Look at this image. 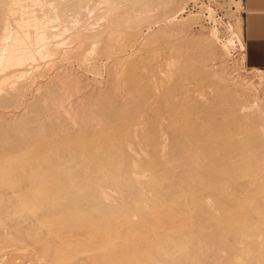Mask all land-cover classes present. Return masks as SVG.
Wrapping results in <instances>:
<instances>
[{
	"label": "rangeland",
	"instance_id": "obj_1",
	"mask_svg": "<svg viewBox=\"0 0 264 264\" xmlns=\"http://www.w3.org/2000/svg\"><path fill=\"white\" fill-rule=\"evenodd\" d=\"M22 1L20 0V3L18 4L21 5L22 3H24L25 6H27L26 7L27 9L24 8L26 10L18 11L17 14H15V16L24 17L26 15L24 18L26 17L32 18V20L29 21L30 23L33 21V17L34 18L38 17L39 20L40 18H42L41 21L37 19L38 21L32 22V23L34 24L39 23L38 25H40V22H41L42 23L41 25H44L42 27H40L41 25L37 27V25L35 24L36 29H34L33 26L35 25L30 24V23L26 24L25 27L27 29L31 28L28 30H32L30 31L31 36H28L30 38H28L27 36L26 38L28 40L30 39V41L32 40L31 42H33V38L36 39L35 37H37L35 36L36 34L34 33L38 32L39 29L41 31L43 27L45 28L46 26H49L52 23V22L49 23L50 22L49 20L51 19L50 17L52 14V11H51L53 9L52 7L55 5L56 2H54V0H41L38 2L39 4L36 3V1H35L36 4H34V2L31 0H22ZM146 1L148 3L153 4V6H155L156 9L150 11L152 16L150 15L147 18H144V19L142 18L137 21L136 16H135L137 13V9L140 7L142 2H146ZM193 1H196V0H179V2H177V4H175L174 7H170L172 6V4L175 3V0H140V1L139 0H116V5L115 4L114 5L116 6L117 10H115V7H114V11H112L113 10L112 9L111 11H109L112 13H109L107 11V7L109 6H106V4H103L105 2L104 0H61L60 8L64 11V18H63L61 26L62 27L66 26V29L65 31L63 30L64 32L62 31L60 35H57L56 37H54V40L51 39L50 41L51 44L53 43L56 44V42L58 41L62 42V43H59L60 52L56 54L47 55V57L46 56L42 57L39 55L41 59L46 58L43 60L38 59L39 56L36 55L34 58L36 59V62L35 60L32 61L30 59L31 61L30 63L29 60H26L27 61V62L25 61L26 63L23 62L20 64L21 67L20 66L19 67L21 69L18 68V65L11 69V73L16 74V75L13 74L15 77L19 74V77L17 76L18 80L14 78L13 76L14 79H12L11 77L10 78L11 81L16 80V82L18 81L17 83L19 84H20L19 81L22 82L26 80V82H28V83L22 82L19 85L14 81V83L20 86L21 90L24 88L23 85L25 86V88L28 87V89L24 88L25 91L22 90L24 91V93L27 91L25 93V96H26L25 98H24V95L23 96L21 95V94H24L22 91L19 92V95H21L22 97L19 95L11 96L9 94H8L9 97L8 96H7L8 98L6 97L5 93L7 94V91H8L7 88H10L11 85H14V83L9 80V76L7 77L8 81L5 79L6 82H4L5 80L3 81L5 84L2 82L0 86L1 90L3 88V90L5 91L6 89L5 92L3 90L2 91L0 90L1 92H3V93H0L1 97L5 96L2 100L0 99V112H2V115L0 113V132L2 131L0 133V161L8 156H16L14 161L6 162L5 164L10 165V166L25 165L23 169L20 167L13 168L10 171L9 176L11 177L12 175V177H15V176L18 177L17 174L19 172L20 173L25 172L26 173V175H24L25 179H23L24 177L23 178L20 177L18 179L19 182L17 181V184L18 183L20 184V181L22 180L23 182L26 183L28 182L29 179H33V178H35L36 180L43 179L45 183L44 185H46L48 188L53 189L54 184H55L54 181L58 180V177L52 178V176L49 175L50 171L53 172L54 170H57L56 173H59V174L60 172H63V171H66L68 173L67 167L59 166V167L53 168L50 165L51 163L48 161V158L54 154V148H55L54 146L63 147L65 144H67V139L72 138V139H76V141L77 140L84 141L85 143L83 146L85 147L84 150H88L89 148H91L94 143L95 144L99 143L102 145L103 148H108L109 147L108 142L106 141L107 143L106 144L104 143L103 140H101L102 135L105 132H108L110 128L114 130V128L116 127L119 129V131L122 129L121 137L125 138V141H126L125 142L126 147L125 145H123V148H125L123 149V152L125 151L124 152L125 156L123 159H127V160L122 159L121 164L123 166L125 165L128 169L134 168L138 171L139 170L141 171L143 168L144 170L142 171H144V173H141V174L149 173L150 175V172L156 175L159 174L161 167H163L161 165L167 162L169 158L171 157V154L169 155V153L172 152L173 148L181 146V145L191 150V152L194 150L193 151L194 154H199L202 150L204 151V148H205V150L208 151L206 152V159L208 161L209 159H211L209 158L210 156L212 155L217 156L214 150L217 148L213 149L209 147L208 149L207 145L205 144V140L208 138L206 134V130H207L209 123L213 121L215 130L217 128H221L222 130L223 123H221L222 125H219L218 123L223 120L222 118L223 116L230 117V116H233L234 114L233 119L231 117L226 120L228 123L227 126L230 124L229 122L231 120H233L231 121V123L234 125V123L237 121V117H238V120H241L244 118V120L248 121L249 119L253 118L257 114L256 112L260 110L259 107L264 108V106H262L264 105V83H262L258 78L259 75L264 72H260L258 68L250 67L247 64L246 52L244 54L239 53L236 56L231 55L229 53L228 47L220 39V32L218 33L217 30H213L210 28H204V27L195 28L193 24L196 22L197 19H199L200 15L191 14L190 11H188V8L190 7ZM199 1L213 2L215 5L219 6L222 9V11L225 13L226 16L228 17L234 16L235 17V25H234L235 30L239 33L240 37H242L241 14H238L235 16V11L231 7V5L234 4L236 11L243 10L241 0H199ZM100 2H101V5L99 4ZM48 4H49V7H48ZM19 12L22 13V15L24 13V15L22 16ZM42 13L45 14V17ZM30 14H32L33 16H31ZM114 14H116V16ZM111 15L114 18L112 17L111 19L110 18ZM42 21L48 22V23H43ZM12 28H15V26L12 25ZM35 30L37 31L35 32ZM76 32L79 35L78 34L75 35ZM80 34H82L81 37H80ZM24 37L25 36H22V37L20 36L21 38L20 43L22 45H23L22 43L23 40L26 43L28 42L26 38L22 40V38ZM75 37L77 38L75 39ZM205 38H208L210 40L206 41ZM122 40H123V43H121ZM35 41L37 42V40H34V42ZM124 41L126 43H124ZM34 42L32 46H34L35 48L37 44ZM79 45H82V46H79ZM102 47L104 48V50L102 49ZM105 48H106L107 53L104 52ZM100 49H102L103 51H101ZM67 54L68 56H64ZM82 54L83 55L86 54L85 56L87 58L85 56H84L85 59L83 57L82 58L79 57ZM82 60L84 61L82 62ZM33 62L35 63V65H30L29 67V64H34ZM173 65L175 68L173 67ZM34 67L35 68L39 67V69L38 70L36 69V71L34 72L33 71L35 70ZM171 67L173 68L171 69ZM24 68H25L24 71H27L30 73V74L28 73L29 75H27L26 77L25 75L27 74V72L23 75H20L21 74L20 71H23ZM41 69H42V72H41ZM30 70H32L33 72H31ZM2 72L3 70H1L0 76H2L5 73V72L3 73ZM12 74H10V76H12ZM35 75L36 76L38 75L36 79L34 78ZM28 76L31 77V79H28L29 78ZM224 76L227 77V80L225 79V81H223ZM20 77H23L24 79ZM32 78H34L33 80L34 82L32 81ZM30 80L33 82V84L30 83L32 85H29ZM37 86L38 88H41V89L37 88L39 92L35 88ZM52 87L53 88L55 87V89H53ZM52 91L55 92L53 95L51 94ZM71 92H72L73 97L70 94ZM51 95H52V98H51ZM44 96L45 98H43ZM65 97L67 98L69 97V98L67 99ZM61 99L66 103H64ZM252 99H253V102H252ZM12 100L13 101L17 100V103L14 101L16 104V106L14 104V107H12L11 106L12 104H10V103H13ZM26 100H30V101H26ZM60 100L63 103L60 102ZM244 100L245 102H248V103H245ZM18 101L20 102L18 103ZM42 101L45 102L46 106L44 102ZM240 101H242L246 105L242 107L241 106L242 102ZM46 102H48L49 105ZM50 102H52L51 105H50ZM73 102L76 105H74ZM71 105L73 107H71ZM236 105L240 109L235 108V112H233L234 106ZM23 106H26V107H23ZM85 106H86V110H85ZM220 106L221 108L219 109ZM224 106L226 109L222 108ZM226 106H228L229 110ZM18 107H19V110H15ZM72 109L74 113L72 112ZM77 110L79 114L77 113V115H75ZM82 110H84L85 112ZM93 110L96 112L93 113L94 112ZM214 110H217L216 113L214 112ZM226 110L227 112H229L228 113L229 115H227ZM55 111H57V114ZM58 114L59 115L61 114V115L59 116ZM71 114H74L73 117ZM235 114L237 116H235ZM92 115L96 116L99 120L101 119L100 121L102 123L101 125L102 127L99 126L100 122L98 119H97L98 122L94 119V117L92 118L93 120L91 119ZM106 115L108 116V118ZM111 115L113 116L111 117ZM120 115H122L123 118H121ZM162 115L163 117H161ZM218 115H222V117L221 116L219 117ZM69 116H71L72 118L71 117L69 118ZM77 116L79 117L77 118ZM81 116L83 117L81 118ZM126 116L127 118L129 116H131V118L134 117L133 118L134 122L128 121L130 117L127 119ZM113 117L115 119L118 117L119 119L117 118L118 119L117 121L115 119L112 120ZM135 117H136V120H135ZM158 117L159 118L161 117V118L159 119ZM124 118H126V123L128 121V124H125V121H123ZM176 118L179 119L180 121L179 120L177 121ZM57 119H58V122H57ZM120 119L123 122H120ZM69 120L70 121L76 120V123H74L75 124L74 127L73 126L70 127V125H72V122L70 124ZM135 121H138L136 123L138 126H140V124L142 126L143 124L142 126L144 127L143 129L142 127L141 128L139 127L141 131L138 127L136 129ZM146 122H148L147 125H146ZM151 122L152 124L155 123L154 124L155 127L154 126L152 127ZM67 123H69L70 125ZM94 123L98 125L95 126ZM144 123L146 126H144ZM117 124L119 125L117 126ZM232 124L228 126L231 129L233 127ZM63 125L66 127H63ZM176 125H177V130H175ZM91 126L93 127L91 128ZM94 126L95 127L98 126V127L94 128ZM180 127L183 128L184 132L182 131V129H180ZM131 128L132 129L134 128L133 131ZM71 129H73V131ZM157 129H158V132H157ZM68 131L70 133L71 132H74V133H71V136H70ZM123 131L126 133H124ZM130 131L132 133L129 135ZM62 132H65L68 135L67 134L64 135V133L62 134ZM173 132L175 133L173 134ZM135 133L137 136L132 135ZM179 133H180V136H179ZM184 134L186 135L183 136ZM202 134H203V137H202ZM167 135L171 141L170 143L169 141L164 140L167 138L166 137ZM159 136H160V140H159ZM186 136H188L187 139H185ZM205 137L206 139L204 140ZM174 138H176V140ZM181 138H184L187 141L185 142L184 139L182 140ZM193 138L194 139L196 138L195 140H197L196 141L197 145L194 147H198L199 145L201 149L203 148L202 150L200 148L193 149V145L196 144ZM141 139H144V141L142 140L143 144L141 142ZM162 139L166 141L165 142L166 148H164L163 146L164 144L160 145V143L163 142L161 141ZM127 141L129 143L131 142L133 145V147H131L132 148L131 154H130V150L127 149V148H130L128 147V145H130L131 143L129 144ZM167 142L169 144H167ZM87 144H89L90 147ZM134 144H137L136 145L137 147ZM74 145H73V148L71 147L68 152H70L71 154H75V153L79 154L82 151V148H80V146H77V144H74ZM142 145H143V148L141 147ZM218 146L222 148L221 145H218ZM158 147L161 148L160 151H158L159 150ZM28 149L31 152H35V155L37 156H34L33 159L29 161L19 160L18 156H21L22 154H24ZM133 149H135V152L137 149L139 150V151L137 150V152L139 153V154L136 153L137 156L136 154L133 153ZM211 149L212 151H210ZM167 150L169 153L167 152ZM220 151L218 152L220 153ZM140 152L142 155H140ZM147 152L149 155L147 154ZM144 153L148 157H144L146 156ZM213 156H212V159H213ZM139 157H141V159ZM90 158L91 156H89V159ZM135 159L138 164V168L137 166L135 168V166L132 164V160H135ZM212 159L208 162L209 164H211ZM90 161H93V160H90ZM86 162L87 160L80 161L79 157L71 158L69 160L64 161L65 164H69L70 166H83L84 168L83 167H79V168L81 170L83 169L87 170V172H89V170L90 172H93V168H95V165L93 163H91L92 165L87 164ZM102 162L104 164L107 163L106 160ZM150 162L152 166L151 164H149ZM30 163L34 164L33 165L34 169H38L39 171H41L40 174H38L37 176L33 178L28 177ZM153 164L155 166H153ZM42 165L46 167L47 169L42 167ZM86 165L88 166L86 167ZM232 165L234 166V164ZM232 165L230 164V166ZM157 166L160 169H158ZM191 170L192 171H190V173L193 176L195 173H197V175L199 173L201 174L200 176H202V170H199V169L197 171L193 169ZM213 171H214L213 174L219 175V173L216 170L213 169ZM43 176L44 178H42ZM200 176L198 175L197 177H200ZM194 177H196V175ZM139 178L142 179V178H150V177H145L141 175V177H138V179ZM145 180L148 181V179H145ZM222 180H223V186H224L223 189H225L224 191L226 190L228 191L230 189L232 190V188L228 185L227 179H222ZM48 182L51 183V185H49ZM209 183L210 181L206 184L205 187H203L204 189L202 188L204 190L202 196L204 195L203 196L204 198L213 200L216 197V193L212 191L214 189V186ZM224 183H226V185ZM25 185L23 184L22 187L24 186L25 188L27 186ZM196 185L193 187L198 188L199 187L198 184ZM7 189L8 191L10 190L9 191L10 194L6 193ZM11 192L12 194L13 193L14 194L12 195ZM205 192L208 194H206ZM17 193H18L17 187H15L14 185L8 182L0 181V197H1L0 198V210H2V212L0 211V222H1L0 227H2L0 228V232L1 233L3 232V234L6 228L7 229L10 228L11 232L12 230L14 231L15 229V225H14L15 221L13 220H15L16 218H13L14 216L12 217L13 213H11L10 211L8 212V209L10 208L9 203H14L15 202L14 200H16L17 202L20 200V198L22 200L23 196L21 195L19 196ZM37 194L42 195V196H47L50 198L54 196V192L47 188H45V190H42L41 192H38ZM16 197H18L19 200ZM226 198L224 200V204L226 208H228V211L230 210L231 212L235 211L237 213L236 217L239 220H242L244 218H247L250 221L253 220L252 222L256 223V226H257L256 228H258V225H259V228L257 229L258 233L256 229L254 228L255 233H257V235L259 236L264 235V216H259L256 214L249 215L246 211V208H244L242 204L243 201L241 202V200H239L240 198L238 199L234 195L230 194L228 197L226 196ZM21 200L19 202H21ZM233 200L234 201L236 200V202L234 203L236 205L231 203V201L234 202ZM3 201H4L3 203L4 205L1 203ZM5 202L8 204V206L5 205ZM3 207L5 210H3ZM3 215L7 216L8 218L4 217ZM22 215L24 216V214ZM9 216H10V219H9ZM23 216H21L20 218H22ZM37 216L40 217L39 214ZM25 217H28V216H25ZM6 222H11L14 227L10 226L8 228L9 223L6 224ZM11 223L10 225H12ZM237 225H238V230L242 231L243 228L239 226L240 224L237 223ZM3 228L5 229L3 230ZM9 230H7L8 233H9ZM10 235H7V236L9 237ZM229 235H227V239L229 240V242H231L232 240H234L233 238L235 236L233 234H229ZM258 240H259V243H257L254 246L256 248L255 253L258 256L260 255V259L262 260L261 264H264V258H262L264 257V254H261V252H264V236H261L260 239ZM16 242L17 241H15V243ZM23 243H27V242L24 241ZM31 245L29 244L28 246H31ZM34 245H36V243ZM0 252H1L0 255H2L0 256V261H1V257H2V260L4 259L3 261L0 262V264L1 263L2 264H10V263L23 264L27 259H29V257L32 256L25 249L23 250V249H19L16 247H7V248L5 247L3 249H0ZM2 252H5L4 254H6L5 255L6 257L4 256ZM222 254H226V251L223 250ZM81 257H83L81 258V260L83 259V261H81L80 258L79 259L75 258L72 260H66L65 261L66 263L64 262V264H67L69 262L71 264L73 263L82 264V263H85L84 258L87 264H93L90 258L88 260V258L85 256H81ZM208 259H211V258L209 257ZM243 263L248 264L246 262H243ZM33 264H37V261L34 262Z\"/></svg>",
	"mask_w": 264,
	"mask_h": 264
},
{
	"label": "bare ground",
	"instance_id": "obj_2",
	"mask_svg": "<svg viewBox=\"0 0 264 264\" xmlns=\"http://www.w3.org/2000/svg\"><path fill=\"white\" fill-rule=\"evenodd\" d=\"M31 1H33L34 4H36L41 0H31ZM35 1H36V3H35ZM104 1L105 2L103 4H106V6H109V7H107L108 12L111 11L112 9H113L112 11H114V7H115V10H117V8L115 6L116 0H104ZM22 2H24V1H22ZM54 2H56V3L53 7L51 6L53 9L51 10L52 11V14L50 17L51 19L49 20L50 21L49 23H51V22L52 23L49 26H46L45 28L43 27L41 31L39 29L40 32L39 31L36 32L37 30H35L36 33H34V34H36L35 36H37V37H35L36 39L33 38V42H34V40H37V42L36 41L34 42L37 45L35 44L36 46L34 48V46H32L33 45V42H31L32 40L30 41V39L28 40L26 38V36L27 37L31 36L30 31H32V30H28L31 28L27 29L25 27L26 24L30 23L29 21L32 20V18H29V17L24 18L26 15L24 17L15 16V14H17L18 11L26 10L27 6H25L24 3L19 5L18 3H20V0H0V73H1V70H3V72H5L2 76H0L1 77L0 78L1 79L0 80V86H1V83L5 79L6 80L8 79L7 78L8 76H9V80L11 77H12V79H14V78L17 79V76L19 77L18 73H17L18 75L16 77L14 76V75H16L15 73H13L14 75L11 73V69L13 67L18 65V68H20L21 67L20 64L23 62L26 63L27 62L26 60H29V62L31 63L30 59L32 61L35 60V62H36V59H34L36 55H38V56L40 55L42 57H44V56L47 57V55L56 54V53L60 52V49H59L60 44L59 43H62V42L58 41V42H56V44H54V43L51 44L50 41H51V39L54 40V37H56L57 35H60L63 30L65 31L66 26H64L65 28L61 26L63 18H64V11L60 8L61 0H54ZM177 2H179V0H177V1L175 0V3L172 4V6H170V7H174L175 4H177ZM99 4L101 5V2ZM48 7H49V4H48ZM170 7H169V9H170ZM24 8H26V9H24ZM155 9H156V7L153 6V4L148 3L147 1L142 2L140 7L137 9V13L135 15L137 21L139 19H142V18L144 19V18L149 17L151 15L150 11L155 10ZM107 13H105V14H107ZM109 13H112V12H109ZM20 14L22 15V13H20ZM32 14H30V15L33 16ZM23 15H24V13H23ZM43 15L45 17V14H43ZM114 15L116 16V14H114ZM112 17L113 16L111 15L110 18L112 19ZM37 19H38V17L37 18L33 17L32 22H36L39 20V19L38 20ZM41 19L42 18H40L39 21H41ZM48 19H49V17H48ZM32 22L30 24H33V25L36 24V23L34 24ZM42 22L48 23V22H44V21H42ZM38 24H36L37 27L40 26L42 23L40 22V25H38ZM12 25H14L15 28H12ZM36 25L33 26L34 29H36L35 28ZM42 26H44V25H41L40 27H42ZM77 32L75 35H77L79 33V32L78 33ZM32 34H33V32H32ZM81 35L82 34H80V37H81ZM20 36L21 37L25 36L24 38H22V40L26 38V40L28 42L26 43L23 40V42H22L23 45H22L20 43L21 42ZM60 37H58V38H60ZM28 38H30V37H28ZM68 38H69V36H68ZM76 38L77 37H75V39ZM205 40L209 41L210 39L205 38ZM119 41H118V43H119ZM73 42H74V40H73ZM121 43H123V40ZM124 43H126V42L124 41ZM203 43H204V41H203ZM117 45H119V44H117ZM79 46H82V45H79ZM79 46H78V48H79ZM91 47H93V46H91ZM102 49L104 50L103 47H102ZM102 49H100V50L103 51ZM75 50H76V48H75ZM79 52H78V54H79ZM104 52H106V48H105ZM103 54H105V53H103ZM85 55L82 54L79 57L84 58ZM40 56L38 57V59H40V60L46 59V58L41 59ZM64 56H68V54L64 55ZM62 58H64V57H62ZM76 58H74V59H76ZM173 58H174V56H173ZM223 60H225V59H223ZM83 61L84 60H82V62ZM30 65H35V63L29 64V67H30ZM174 65H173V67H174ZM173 67H171V69ZM34 68H32V69H34ZM36 69L38 70L39 67H36L35 70H33V71L35 72ZM24 70H25V68L23 69V71H20L21 72L20 75H23L27 72ZM30 71L33 72L32 70H30ZM58 71H60V70H58ZM64 71H65V69H64ZM259 71L264 72V70H262V69H259ZM41 72H42V69H41ZM28 73L29 72H27L25 77L30 74V73L29 74ZM10 74H12V76H10ZM38 75L37 76L35 75L34 78L36 79V77H38ZM13 76H14V78H13ZM23 77H20V78H23ZM54 77H55V75H54ZM20 78H19V80H20ZM34 78H32V81L34 80ZM258 78L262 83H264V73H261ZM28 79H31V77H29ZM61 79H62V77H61ZM225 79L227 80V77L224 76L223 81H225ZM6 80L4 82H6ZM14 81L16 82V80H14ZM14 81H11V82L14 83ZM32 81L30 80L29 85L33 84L34 81L33 82ZM19 82L21 84L22 82H26V80L22 81V82L19 81ZM16 83H14V85H11V83H10L11 87L9 86L10 88H7V90H8L7 94L5 93L6 97L8 96V94L11 96H17V95H19L20 91H22V90L25 91V89H28V87L25 88V86L23 85V87L25 89L22 87L23 89L21 90L20 86H19L20 84L17 83V84H19V85H17ZM26 83H28V82H26ZM30 83H32V84H30ZM50 83H52V82H50ZM65 85H67V84H65ZM55 87L54 88L52 87V88L55 89ZM58 87H57V89H58ZM35 88L37 89L38 86ZM38 89H41V88H38ZM38 89H37V91H38ZM2 90H3V88H2ZM1 91H0V93H3ZM5 91H6V89H5ZM24 91H22V92L24 93ZM40 92H42V91H40ZM52 92H51V94L53 95L56 91L53 93ZM25 93L21 94L22 96L24 95V98L26 97ZM70 94L72 96V92ZM21 95H19V96H21ZM52 95H51V98H52ZM4 97L5 96L1 97V95H0L1 100ZM43 98H45V96ZM65 98H67V97H65ZM17 100H14V101L17 103ZM61 100H60V102L63 101V100L62 101ZM64 100H66V99H64ZM245 100H244V102H245ZM14 101H13V103H10V104H12L11 105L12 107H14V104H15ZM26 101H30V100H26ZM19 102L20 101H18V103ZM42 102H44V101H42ZM240 102H242V101H240ZM252 102H253V99H252ZM25 103H27V102H25ZM46 103H48V102H46ZM51 103L52 102H50V105H51ZM64 103H66V102H64ZM75 103H74V105H76ZM245 103H248V102H245ZM245 103L242 102L241 106L242 107L245 106L246 105ZM22 104H23V102H22ZM44 104H45V102H44ZM238 104H240V103H238ZM48 105H49V103H48ZM15 106H16V104H15ZM20 106H22V105H20ZM45 106H46V104H45ZM262 106H264V105H262ZM23 107H26V106H23ZM71 107H73V106L71 105ZM226 107L228 108V106H226ZM66 108H67V106H66ZM220 108H221V106L219 107V109ZM222 108H225V106ZM235 108H239V107L237 105L234 106L233 112H235ZM73 109H72V112H73ZM239 109H238V111H239ZM259 109L260 110L258 112H256L257 114L254 117L252 116L253 118L250 117L251 119H249L248 121L244 120V118L241 120H238V117H237V121L235 123L233 122L234 123V125H233L231 123V121H233V120L230 119L231 121L230 122L228 121V122L230 123L229 125H231V124L233 125L232 129L228 127L229 125L227 126L228 123L226 120L228 118H231V117L233 119L234 114H233V116H230V117H227V116L222 117V115H218L219 117L221 116L223 118V120H222L223 122L220 121L218 123L219 125H222L221 123H223L222 130H221V128H217L215 130L214 125H213V121H211L209 123V125L207 124L208 127L206 130V134H207L208 138L207 139H206V137L204 138V140L206 139L205 144L207 145L208 149H209V147H211L213 149L217 148V149H214L215 154H217V156L212 155L213 159H212V156L209 157L212 159L211 164L208 163L211 159H209V161L206 159V152H208V151L205 150V148L203 151L202 150L203 148L201 149L199 147V145H198V147H194L197 145V143H196L197 140H195L196 138L195 139L193 138L195 140V143H196L195 145H193V149L194 148H200L202 151L199 154H194L193 149H192L193 150L192 151L193 153H192L191 150H189L188 148H185V146H182L181 144H180L181 146L173 148L172 152L170 150L171 153H169L167 150L169 155L171 154V157L169 158L168 161L166 160L167 162H165V163H163V165H161L163 167H161V170H160L159 174H157V175L152 174L150 171H148V172H150V175H149V173L148 174H141V173H144V171H142V170H144L142 167H141L142 170L138 171L134 168L128 169L125 165L123 166L121 164L122 159L125 156V153H124L125 151L123 152V149H125V148H123V145H125L126 141H125V138L121 137L122 129L119 131V129L117 127L114 128V130L112 128H110V130L108 129L109 131L105 132L102 135L101 140H103L104 143H106V141L108 142V146H109L108 148H103L102 145L99 143H96V144L92 143L93 146L91 148H89L88 150H84V148H85V147H83L85 144L84 141H81V140L76 141V139H72V138L67 139V144H65L63 147L54 146L55 147L54 148V154L48 158V161L51 163L50 165L53 168L59 167V166L67 167L68 173L66 171H63V172H60V174H59V173H56L57 170H54L53 172L50 171L49 175L52 176V178L58 177V180L54 181L55 184H54L53 189L48 188L46 185H44L45 183H44L43 179L36 180L35 178H33V177L37 176L38 174H40L41 171H39L38 169H34L33 168L34 164H31V163L29 164V171H28L29 175H28V177H31L33 179H29L30 181L28 180V182H26V183L23 182V180H22V181H20V184L19 183L17 184L18 179L20 177L23 178L24 175H26V173L25 172H21V173L19 172L17 174L18 177H16V176L12 177V175L10 177L9 173L13 168L20 167L23 169L25 167V165L10 166V165L5 164L6 162L14 161L16 156H8V157L2 159L0 161V179H1L0 181L8 182V183L14 185L15 187H17V191H18L17 194L19 196L20 195L23 196V198H22V200L20 198L21 202H19L20 201L19 198L16 197L19 200V201H17L19 203H17L16 200H14L15 201L14 203L8 202L9 206H10V208L8 209V212L10 211L11 213H13L12 217L14 216L13 218H16L15 220H13V221H15V223L12 221L15 225V229L13 228L14 231L12 230V232H11V229L9 227L10 226L12 227L13 224L11 222H6V224L9 223L8 228L10 230L6 228V230H5L6 233H5V231H4V234H3V232L2 233L0 232V249H3L5 247L6 248L7 247H16V248L23 249V250L25 249L32 256L29 257V259H27L23 264H33L36 261H37V264L38 263L39 264H64V262L66 260H72V259L77 258L78 256H80V257H78L77 259L80 258V260H81V258H83L81 256L87 257L88 260L90 258L92 260V261L91 260L90 261L93 264H245L243 262H246L248 264H261L262 260L260 259V255L258 256L255 253L256 248L254 247L257 243H259L258 239H260L261 236H264V235H261V236L257 235V233H258L257 229L259 228V225H258V228H256L257 227L256 223L252 222L253 220L252 221L248 220L247 218L239 220L236 217L237 213L235 211L231 212V210L228 211V208H226V206L224 204V200H225L226 196L228 197L231 194V195L236 196L238 199L240 198L239 200H241V202L243 201L242 204H243L244 208H246V211L249 215L256 214L259 216H264V215H262V214H264V108L259 107ZM15 110H19V107ZM85 110H86V106H85ZM217 110H214V112L216 113ZM228 110H229V108H228ZM82 111H84V110H82ZM82 111H80V112H82ZM219 111H218V113H219ZM230 111H232V110H230ZM55 112L57 114V111H55ZM95 112L96 111H94L93 113H95ZM226 112H227V110H226ZM0 113L2 115V112H0ZM60 113H61V111H60ZM77 113H78V110L75 113V115H77ZM93 113H91V114H93ZM228 113L229 112H227V115H229ZM249 113H251V112H249ZM66 114H68V113H66ZM238 114H239V112H238ZM71 115L73 117L74 114H71ZM83 116H81V118ZM112 116L113 115H111V117ZM120 116H121V118H123L122 115H120ZM235 116H237V115L235 114ZM70 117L71 116H69V118ZM78 117L79 116H77V118ZM93 117L97 121L98 118L96 116L92 115L91 119ZM129 117H128L129 118L128 121L134 122V120H133L134 117L133 116H132L133 118H131V116H129ZM161 117H163V115ZM60 118H59V120H60ZM107 118H108V116H107ZM117 118L115 119L113 117L112 120L115 119L117 121L119 119V118L118 119ZM126 118H127V116H126ZM126 118H124L125 120L123 119V121H125V124H128V121L126 123ZM73 119H75V118H73ZM100 120H99V122H100L99 126L102 127L101 126L102 123ZM135 120H136V117H135ZM178 120L179 119H177V121ZM218 120H219V118H218ZM73 121H75V122H73ZM123 121L120 119V122H123ZM204 121H206V120H204ZM57 122H58V119H57ZM69 122H70V124L72 122V125H70L69 123H67V124H69L70 127L71 126L74 127L75 126L74 123H76V120H72V121L69 120ZM133 122H131V123H133ZM137 122L138 121H135L136 129H137V127L141 128L143 126V124H142V126H141V124H140V126H138L136 124ZM152 122H153V120H152ZM152 122H151V124H152ZM181 122H183V121H181ZM147 123L148 122H146V125H147ZM164 123H165V121H164ZM154 124L155 123L152 124V127L154 126ZM178 124H180V123H178ZM182 124H184V123H182ZM96 125H98V124H95V126ZM113 125H114V123H113ZM118 125L119 124H117V126ZM123 125H124V123H123ZM146 125L144 123V126H146ZM177 125H176L175 130H177ZM95 126H94V128L98 127V126L97 127H95ZM130 126H131V124H130ZM182 126H184V125H182ZM63 127H66V126L63 125ZM92 127L93 126H91V128ZM132 127H133V125H132ZM149 127H151V126H149ZM162 127H164V126H162ZM143 128L144 127H142V129ZM61 129H62V127H61ZM68 129H70V128H68ZM133 129H132V131H133ZM158 129H157V132H158ZM180 129H182V131H183V128L180 127ZM71 130L73 131V129H71ZM140 131H141V129H140ZM65 132H62V134L64 133V135H66L67 133H65ZM75 132H77V131H75ZM157 132H155V133H157ZM175 132H173V134ZM68 133L71 136V133H74V132L70 133L68 131ZM124 133H126V132H124ZM131 133L132 132L130 131L129 135ZM197 133H198V131H197ZM203 134H202V137H203ZM132 135H136V133L132 134ZM185 135L186 134H184L183 136H185ZM179 136H180V133H179ZM166 137L167 138L164 140L169 141V143H170L171 141L168 138V135ZM173 137H174V135H173ZM187 137L188 136H186L185 139H187ZM174 139L176 140V138H174ZM181 139L183 140L184 138H181ZM185 139H184V141L186 142L187 140H185ZM142 140L144 141V139H141V142H142ZM159 140H160V136H159ZM164 140L163 139L161 140L163 142L160 143V145L164 144L163 146H164V148H166L165 147L166 141H164ZM191 140H192V138H191ZM169 143L167 142V144H169ZM74 144H77V146H80V148H82V151L79 154L78 153L77 154L76 153L71 154L70 152H68L71 147L73 148ZM142 144H143V142H142ZM87 145H89V144H87ZM134 145L136 146L137 144H134ZM189 145H191V144H189ZM214 145H215V147H214ZM218 145H221L222 148H220ZM89 147H90V145H89ZM125 147H126V145H125ZM128 147H130V148L133 147L132 143L130 145H128ZM141 147L143 148V145ZM189 147H191V146H189ZM130 148H127V149L130 150V154H131L132 148L131 149ZM219 148L221 149V151ZM76 149H77V147H76ZM158 149H159L158 151L161 150V148H159V147H158ZM162 149H163V147H162ZM168 149H170V148H168ZM137 150L135 152V149H133V153L134 154L138 153ZM143 151H144V149H143ZM210 151H212V149ZM218 151H220V153ZM148 152H147V154H148ZM140 155H142L141 152H140ZM34 156H37V155H35V152H31L28 149L24 154H22L21 156H18V158H19V160L29 161V160L33 159ZM64 156H65V158H64ZM89 156H91L90 159H89ZM136 156H137V154H136ZM75 157H79L80 161L87 160V162H86L87 164L93 163L95 165V168H93V172H90V170H89V172H87V170L83 169L84 168L83 166H70L69 164L64 163L65 160H69V159L75 158ZM144 157H148V156L146 155ZM139 158L141 159V157H139ZM90 160H93V161H90ZM104 160L107 161L106 164H104L102 162ZM123 160H127V159H123ZM138 161H140V160H138ZM139 163H141V162H139ZM132 164L135 166V168H136V166L138 168V164L136 162V159L132 160ZM149 164H151V162ZM230 164L231 165L234 164V166L233 165L230 166ZM87 166L88 165H86V167ZM151 166H152V164H151ZM153 166H155V165L153 164ZM42 167H44V166L42 165ZM79 167H83L82 169L86 172L81 170ZM44 168L47 169L46 167H44ZM158 169H160V168L158 167ZM191 169H193L195 171H197L198 169L202 170V176H200L201 174L198 173V175L200 177H197L198 176L197 173L194 172L195 173V174L193 173L194 176L196 175V177H194L190 173V171H192ZM213 169L216 170L219 173V175L213 174V172H214ZM63 170H65V169H63ZM141 175L145 176V177H150V178H142V179L139 178L138 179V177H141ZM42 178H44V176ZM23 179H25V177ZM145 179H148V181H146ZM222 179H227L228 185L232 188V190L230 189L228 191L227 190L224 191L225 189H223L224 186H223V180ZM209 181H210L209 184H212L214 186V189L212 191L216 193V197L213 200H209V199L204 198L203 197L204 195L202 196L203 191H204L203 187H205ZM21 182H23V183H21ZM23 184L24 185L26 184L27 186L25 185L26 187L24 188V186L22 187ZM48 184L51 185V183H49V182H48ZM196 184H198L199 187L198 188L195 187L196 188L195 189L193 186H195ZM224 184L226 185V183H224ZM45 188L53 191L54 196H52L50 198L47 196H42V195L37 194L38 192L45 190ZM7 191H8V189L6 190V193L8 194L10 190L8 192ZM11 194H12V192H11ZM206 194H208V193H206ZM5 199H7V198H5ZM235 202H236V200L234 202L231 201L232 204H234ZM1 203L3 204L4 201ZM5 205L8 206V204L6 202H5ZM234 205H236V204H234ZM1 209H2V207H1ZM3 210H5L4 207H3ZM0 211L2 212V210H0ZM236 211H237V209H236ZM22 214H24V216ZM38 214L40 215V217L37 216ZM3 216L7 217L5 215H3ZM21 216H23V217L20 218ZM25 216H28V217H25ZM3 218H2V220H3ZM9 219H10V216H9ZM3 222H4V220H3ZM256 222H258V221H256ZM10 223L12 225H10ZM237 223L240 224L239 226H241L243 228L242 231L238 230ZM0 226H1V222H0ZM241 227H239V228H241ZM0 228H2V227H0ZM254 228L256 229L257 233H255ZM4 229L5 228H3V230ZM7 230H9V233L7 232ZM22 234H24V235H22ZM229 234H233L235 236L233 238L234 240H232L231 242H229V240L227 239V235H229ZM7 235H10V236L8 237ZM229 237H230V235H229ZM22 240H24L27 243H23L24 241H22ZM28 240H29V242H28ZM15 241H17V242L15 243ZM28 243L30 245L32 243L33 244L31 246H28L29 245ZM35 243H36V245H34ZM223 250L226 251V254H222ZM2 253L4 254L5 252H2ZM261 254H264V252H261ZM5 255L6 254H4V256ZM0 256H2V255H0ZM209 257L211 259H208ZM262 258H264V257H262ZM3 260L1 257V261H3ZM81 261H83V259ZM84 262L85 263H82V264H87L85 258H84ZM10 264H12V263H10ZM67 264H71V263L69 262Z\"/></svg>",
	"mask_w": 264,
	"mask_h": 264
},
{
	"label": "built area",
	"instance_id": "obj_3",
	"mask_svg": "<svg viewBox=\"0 0 264 264\" xmlns=\"http://www.w3.org/2000/svg\"><path fill=\"white\" fill-rule=\"evenodd\" d=\"M242 1V0H241ZM235 11V16L241 14L243 10L236 11L234 4L231 5ZM243 7V5H242ZM191 14L200 15L193 24L195 28H210L220 32V39L228 47L229 53L233 56L245 53V41L242 28V37L235 30V17L226 16L222 9L213 2L193 1L188 8Z\"/></svg>",
	"mask_w": 264,
	"mask_h": 264
},
{
	"label": "crops",
	"instance_id": "obj_4",
	"mask_svg": "<svg viewBox=\"0 0 264 264\" xmlns=\"http://www.w3.org/2000/svg\"><path fill=\"white\" fill-rule=\"evenodd\" d=\"M246 61L264 70V0H242Z\"/></svg>",
	"mask_w": 264,
	"mask_h": 264
}]
</instances>
